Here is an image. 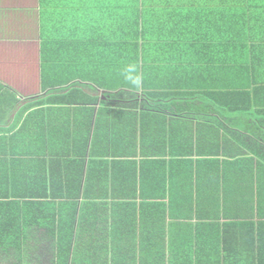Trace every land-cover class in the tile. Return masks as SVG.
Masks as SVG:
<instances>
[{
	"label": "crops",
	"instance_id": "obj_1",
	"mask_svg": "<svg viewBox=\"0 0 264 264\" xmlns=\"http://www.w3.org/2000/svg\"><path fill=\"white\" fill-rule=\"evenodd\" d=\"M240 1L246 25L241 36L245 41L244 59L249 65L246 75L260 80L256 87L261 88L264 0ZM237 2L0 0L2 150L14 161L12 165L23 171L30 162L36 164V184L42 189L51 179L56 182L52 189L38 190L42 195L34 198L38 203L36 211L26 212L37 218L33 222L37 239L29 241L30 251L23 254L21 264H57V247L63 245L44 230L51 227L52 233L57 234L70 224L72 241L67 264H157L156 203L163 202L166 208L169 193L158 195L156 172H152L150 165L145 172L147 163L143 165V160H169L168 151L173 149L174 139L178 141L174 147L181 146L182 150L195 151L199 145L205 150L235 151L237 155L232 158L225 153L218 156L219 166L225 164L222 159L245 161L243 174L228 178L235 189L227 210L250 214L247 199L251 205L252 196L251 192L247 195V186L264 183V171L259 179L252 175L253 168L264 169V122L259 121H264V113L253 111L256 108L223 114L173 113L166 107L173 101H188V96L183 95L188 91L201 93L219 89L222 84L231 88L236 85ZM135 6L140 23L142 12L146 13L150 41L149 47L143 49L139 28L138 62L134 65L140 79L138 87L124 75V69L132 64H93V57L86 54L94 22L123 21L127 9ZM102 41L108 44L107 40ZM125 54L121 52L122 56ZM147 58L150 63L144 64ZM124 89L137 95L145 89L180 91L181 95L150 96L154 107L142 113L140 101L144 97L117 95ZM260 94L255 100L264 105V91ZM194 99L214 103L204 94ZM130 100H136L138 107L129 108ZM228 118L234 123L227 122ZM210 133L213 140L197 143V137L200 142ZM52 166L55 170H49ZM227 166L232 165L227 162ZM228 168L219 171L220 182L222 171L228 172ZM208 180L201 187L211 189L207 184L213 180ZM73 185L79 188L78 193ZM236 190L244 192L243 208L236 207L241 203ZM223 193L221 188L212 193L218 199V207H223ZM93 204L98 207H92ZM214 209L217 210L216 206ZM0 214H5L0 219V227H4L9 213ZM24 214H19L20 223H24ZM172 221L167 218L164 247L167 249L173 242L179 248L194 247L197 257L193 256L192 264H213L209 251L217 246L215 229L183 221L173 227L169 225ZM258 230L260 240L253 245L251 225L232 229L227 241L233 251V264H252L253 249L256 253L261 246V252L264 251V226ZM78 233L82 235L80 240ZM6 256L1 257V264H16L14 258ZM189 262L181 259L179 264ZM261 263L264 264V258ZM165 264L173 263L167 258Z\"/></svg>",
	"mask_w": 264,
	"mask_h": 264
},
{
	"label": "trees",
	"instance_id": "obj_2",
	"mask_svg": "<svg viewBox=\"0 0 264 264\" xmlns=\"http://www.w3.org/2000/svg\"><path fill=\"white\" fill-rule=\"evenodd\" d=\"M238 8L237 18H236V31H237V83L231 88L222 84L219 89L215 88L214 91L207 90L201 93H197L195 90L188 91L183 95L188 96V101L185 99L183 101H173L166 107L173 113L181 112H216L223 114L224 112H246L251 111L252 108H256L253 111L256 113H264V105L256 102L255 98L261 96L260 92L264 91V87H256L260 80L251 79L250 75H246L248 61L244 59L243 47L245 46L244 39L241 36L245 32L246 25L243 19V2L237 0ZM241 4V5H240ZM146 14V13H145ZM144 12H142L140 23V14L137 6L134 8H128L123 21L105 23H95L91 29V34L87 42L86 49L87 57L91 55L93 57L92 63H104L105 64H123L130 63L132 65H137L138 58L136 56V51L138 50V35L139 28H141V35L143 39L142 48L146 49L150 45L148 36V21ZM141 24V25H140ZM108 33H104L106 31ZM102 40H107L108 44H104ZM89 45V46H88ZM84 47V46H83ZM124 49H123V48ZM112 48V49H110ZM118 50V52L116 51ZM112 51V52H110ZM125 56L121 55V52ZM135 53V54H134ZM122 56V57H121ZM150 60L144 59V64H149ZM258 81V82H257ZM264 82V80H263ZM145 83V81H144ZM199 94V95H198ZM204 94L209 97L214 103L207 102L205 100L194 99ZM114 95V94H109ZM119 96L144 97L140 101L141 112L149 110L150 107H154V104H150L149 97L157 96H180V91H175L174 93H168V91L161 90L160 92L149 91L145 89L143 94L137 95L126 89L117 92ZM136 100L128 102L129 108H136ZM150 104V105H149ZM126 105V104H125ZM126 106V107H127ZM263 106V107H262ZM138 107V106H137ZM263 119H260V122ZM179 121V120H176ZM227 122L234 123L233 119L228 118ZM199 124H202L201 121ZM264 124V123H263ZM206 126V125H204ZM223 126V125H222ZM207 127H214L212 125H207ZM217 127V126H216ZM2 131V129H0ZM210 136L205 137L199 142V137H197V143H202L213 140L215 137L210 133ZM222 138L224 136H221ZM218 138H220L218 136ZM221 140V139H220ZM178 141L173 140V149L168 151V156L170 159H146L143 160L147 163L145 166V172L148 171L149 165L151 166L152 172H156V187L159 196H164L165 191L169 193V199L167 207L165 208V203H156L157 207V249H156V261L157 264H165V260L171 263L179 264L181 259H187L189 264H192L193 256L197 257V249L194 247H189L188 249L180 247L177 244H171L166 249L164 247L165 238V224L167 218L173 220L169 223L173 227L183 221V223L189 224H205L211 226L216 231L217 236V246L213 250H210L209 256L213 264H233L232 261V249L228 246L227 237L233 234L232 229L237 225L249 224L253 229L252 233V243L259 242L262 226H264V183H256L252 185V188L247 186V195L250 193V200L247 199V210L250 209V214L240 213H230L227 210V203L232 201V189H235L233 185L230 184V177H237L243 174L244 171V160L233 159L235 162H230V158L236 156L235 151H219L213 148L205 150L199 145L196 146L195 151L193 150H182L181 146L179 148L174 147L177 145ZM4 148V135H0V213L7 214V219H5L6 225L0 227V259L4 255L14 258L17 262L16 264H21V260L24 257L23 254L30 251V240L34 241L36 232L34 231L36 222V217H32L26 212H34L38 206V203L34 201L35 197L41 196L42 193H38V190H44V192L49 188L52 189L56 187V182L51 179L50 184L44 185L43 189L36 184V164L30 162L26 165V169L18 168V166L12 165L14 161L7 158L3 152ZM220 153L231 156L228 159H222L225 164L219 166ZM7 154V153H6ZM145 154V152H142ZM164 154V152H163ZM241 161V162H240ZM227 162L232 165L228 168ZM232 163V164H231ZM246 163H250L246 160ZM219 164V165H218ZM207 165V166H206ZM214 165V166H212ZM223 168H228V172L222 171V182H220L219 171ZM238 168V169H237ZM55 170L54 166L50 167L49 170ZM249 168H247L248 171ZM254 177L260 178L264 169L257 167L252 169ZM234 172V173H233ZM53 172L50 174V176ZM23 175V177H21ZM207 179L213 180L212 184H207L211 189H204L201 187L203 182ZM255 180V179H254ZM168 185V188L166 186ZM229 186H232L229 189ZM227 187V188H226ZM73 190L78 193L79 188L73 185ZM218 188L224 190V197H221V204L223 207H218L217 200L214 199L212 193L218 191ZM250 188V189H249ZM167 189V190H166ZM40 190V191H41ZM37 192L34 194V192ZM238 196L240 197V204L237 203L236 207L243 208L244 203V192L240 190ZM249 202V203H248ZM207 205L209 209L205 206ZM204 206V207H203ZM216 206L217 210L214 209ZM92 207H98L97 205H92ZM24 212L23 215L24 223H20L19 214ZM168 213V214H167ZM5 214H0V219L4 218ZM28 227V228H26ZM70 225L59 231V233H52L51 227H46L45 233L58 241V244L63 246L57 247V264H67V257L70 251V244L72 241V231L69 229ZM175 235V234H174ZM78 233L77 240L82 239ZM176 237H172V241H175ZM168 251V255L167 252ZM264 252V251H263ZM263 252H261V246H258L257 252L255 253L253 249L252 264H262L261 259L264 258ZM7 257V256H6ZM167 257V258H166ZM1 264V263H0Z\"/></svg>",
	"mask_w": 264,
	"mask_h": 264
},
{
	"label": "clouds",
	"instance_id": "obj_3",
	"mask_svg": "<svg viewBox=\"0 0 264 264\" xmlns=\"http://www.w3.org/2000/svg\"><path fill=\"white\" fill-rule=\"evenodd\" d=\"M136 68L134 65H129L124 69L125 78L133 85L139 86L140 79L138 76L135 75Z\"/></svg>",
	"mask_w": 264,
	"mask_h": 264
}]
</instances>
